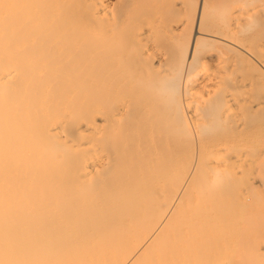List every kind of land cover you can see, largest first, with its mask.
Instances as JSON below:
<instances>
[{"label": "bare ground", "instance_id": "obj_1", "mask_svg": "<svg viewBox=\"0 0 264 264\" xmlns=\"http://www.w3.org/2000/svg\"><path fill=\"white\" fill-rule=\"evenodd\" d=\"M0 264H264V0H0Z\"/></svg>", "mask_w": 264, "mask_h": 264}]
</instances>
